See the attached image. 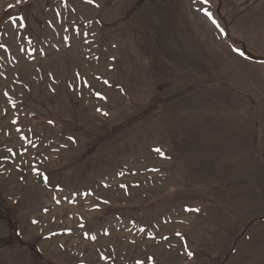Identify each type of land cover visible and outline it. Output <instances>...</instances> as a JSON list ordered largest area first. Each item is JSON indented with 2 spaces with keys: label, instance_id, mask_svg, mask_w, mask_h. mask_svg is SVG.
I'll return each instance as SVG.
<instances>
[{
  "label": "rangeland",
  "instance_id": "obj_1",
  "mask_svg": "<svg viewBox=\"0 0 264 264\" xmlns=\"http://www.w3.org/2000/svg\"><path fill=\"white\" fill-rule=\"evenodd\" d=\"M0 264H264V0H0Z\"/></svg>",
  "mask_w": 264,
  "mask_h": 264
},
{
  "label": "snow or ice",
  "instance_id": "obj_2",
  "mask_svg": "<svg viewBox=\"0 0 264 264\" xmlns=\"http://www.w3.org/2000/svg\"><path fill=\"white\" fill-rule=\"evenodd\" d=\"M156 151H158V152H159V151H160V149H156ZM189 256H191V253H189Z\"/></svg>",
  "mask_w": 264,
  "mask_h": 264
}]
</instances>
